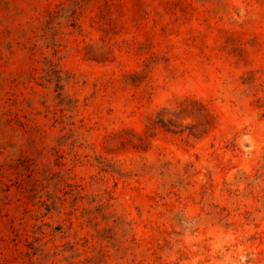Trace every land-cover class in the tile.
<instances>
[{
    "label": "rangeland",
    "instance_id": "rangeland-1",
    "mask_svg": "<svg viewBox=\"0 0 264 264\" xmlns=\"http://www.w3.org/2000/svg\"><path fill=\"white\" fill-rule=\"evenodd\" d=\"M0 264H264V0H0Z\"/></svg>",
    "mask_w": 264,
    "mask_h": 264
}]
</instances>
